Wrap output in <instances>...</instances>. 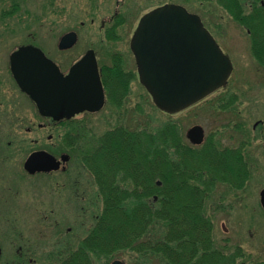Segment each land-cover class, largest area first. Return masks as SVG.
<instances>
[{"label": "rangeland", "instance_id": "obj_1", "mask_svg": "<svg viewBox=\"0 0 264 264\" xmlns=\"http://www.w3.org/2000/svg\"><path fill=\"white\" fill-rule=\"evenodd\" d=\"M115 1L0 0L1 89L6 86L10 54L25 44L31 43L40 49L62 72L90 50L96 53L101 65L109 64L113 53H121L133 76L121 107L107 102L100 114L76 117L75 124L66 127L79 131L83 146H92V137L114 126L151 133L167 123H175L182 136L189 128L200 125L205 137L221 148L239 147L242 133L238 132V125L251 128L256 119L263 117L264 105V70L254 67L247 46L248 27L236 22L217 0H121L119 10L126 13L125 23L110 40L101 27V20L112 14ZM238 1L246 17L255 15L260 1L264 3V0ZM165 4L180 5L198 15L233 64V72L224 88L173 116L153 105L138 81L129 50L130 38L140 18ZM71 31L78 36L77 45L60 51L57 48L60 35ZM19 104L21 117L15 136L0 135V264H58L69 251L81 245L100 214L101 199L78 157L72 158L70 163L72 173L75 163L78 164V180L74 182L66 181L65 177L69 176L59 173L32 177L24 172L23 162L33 150L46 149L57 156L65 127L51 123L40 131L38 124L46 121L39 116L36 107ZM27 126L32 127L29 134L25 130ZM249 137L244 146L250 170L248 181L238 189L217 184L206 204L215 245L228 254L238 248L242 253L238 264L264 261V212L259 204V192L264 187V152L260 151L256 158ZM11 139L13 144L9 145ZM142 144L144 148V142ZM75 181L78 196L74 194ZM92 259L95 264H111L114 260L124 264H163L158 257L138 256L131 251Z\"/></svg>", "mask_w": 264, "mask_h": 264}, {"label": "trees", "instance_id": "obj_2", "mask_svg": "<svg viewBox=\"0 0 264 264\" xmlns=\"http://www.w3.org/2000/svg\"><path fill=\"white\" fill-rule=\"evenodd\" d=\"M217 1L251 32H264V17L251 26L253 14L244 16L238 0ZM115 142L102 141L97 157L92 147L82 148L81 161L98 184L102 207L81 245L58 264H95L92 257L128 251L158 257L163 264H238L242 255L238 248L228 254L215 245L206 211L217 183L243 186L245 179L241 184L235 181L236 157L229 153L230 157H223L213 148L185 146L172 123L151 133L131 132L128 143ZM117 170L129 187L116 185Z\"/></svg>", "mask_w": 264, "mask_h": 264}, {"label": "water", "instance_id": "obj_3", "mask_svg": "<svg viewBox=\"0 0 264 264\" xmlns=\"http://www.w3.org/2000/svg\"><path fill=\"white\" fill-rule=\"evenodd\" d=\"M130 50L141 84L154 106L167 114L181 112L224 87L232 72L230 59L200 17L180 5L166 4L146 13L131 38ZM10 66L15 81L43 117L71 118L102 106L103 91L93 51L74 64L66 76L33 46L14 52ZM187 137L200 144L202 128L194 126ZM61 161L46 151H36L27 157L23 169L30 175L49 173L57 171ZM261 204L264 207V190ZM111 264L123 263L114 260Z\"/></svg>", "mask_w": 264, "mask_h": 264}, {"label": "flooded vegetation", "instance_id": "obj_4", "mask_svg": "<svg viewBox=\"0 0 264 264\" xmlns=\"http://www.w3.org/2000/svg\"><path fill=\"white\" fill-rule=\"evenodd\" d=\"M120 3H122L121 0H116L115 1V8H114L112 14L101 20V27L105 30V34L109 39L114 38V37H112V34L125 23V17H126L125 14L126 13L123 10L122 11L119 10ZM259 4H260V7L258 6L259 10L255 13V15L253 14L254 17L252 16V18H251L252 22H255L257 24L260 23L261 22L260 19L262 17H264V3H263V1H260ZM239 23H241V22H239ZM81 24H83V23L81 22ZM241 25H242V23H241ZM71 34H74L73 37L71 36ZM246 36L248 39L247 46L249 47V53H250V56L253 60L254 65H255L254 66L255 69H258V70L263 69L264 70V32H254L253 33L250 31V29L247 28L246 29ZM212 37L214 38L216 43L219 45L220 42H218V40L214 37V35H212ZM110 40H113V39H110ZM130 41H131V38H130ZM130 41H129V50H130ZM77 43H78L77 34L73 31L66 32V33H63L60 35V37L58 39V43H57V48L60 51H68V50H71L72 48H74L77 45ZM27 46H34V45L29 43V44H25L23 46H19L15 50H13L9 56V65L7 66V71H6V74H7L6 75L7 80L5 82L6 86L4 89H1V87H0V126H1L0 135H4V136L11 135V137L15 136L14 130L17 131L18 126H19V121H20L19 119L21 117L19 115L20 114L19 102L21 103L22 106H25V107L30 106V104H31V108L36 107L33 100L30 98V96L28 94H26L25 92H23L21 90V88L19 87L18 83L15 81L13 73L11 71V67H10L11 55L14 52L18 51L20 48L27 47ZM219 47H220V45H219ZM242 47H244L243 44H242ZM130 52H131V50H130ZM93 53H94V56L96 59L98 77H99L100 84H101L102 91H103L102 106L98 111H95V112L85 111V112L79 113L78 115H75L74 117L69 118V119L61 118L58 120H52L51 118H45V117H42L41 115H39L43 118L44 121H46L45 124H38V129L40 131L48 128V126L51 123L62 124L61 126L65 127L63 137H62V146H61V150L57 154V156H55L54 154H51L46 149L33 150L29 153V155L33 152H36V151H46V152L50 153L56 160L61 161L62 158H66V159H65V161H61L60 168L57 171H53L50 173H37L35 175H32V177L38 176V175L50 176V175H55V174L59 173V174H62L64 176H66V175L69 176V177H65L66 181L70 180V182L71 181L74 182V180H78V176H77L78 164L75 163V165L73 167L74 170L72 173L71 167H70V163H71L72 158L76 159L78 157L80 159L81 165L87 170L86 164H84V162L81 161V153H82V148L84 146L92 147L94 150L93 153H94L95 157H97L98 152L100 151L99 150L100 143L104 140H107L110 144L114 143L115 141H116L115 143H117V142L118 143H122V142L128 143V139H129L131 131L129 129H127L126 127H124L123 125L114 126L110 129L102 132L101 134L92 137V139H93V143H92L93 145L92 146L90 144H84V146L81 144L83 136H81L79 134V131L77 129L66 128V127H69V125L75 124L73 122H74L76 117L85 116V115H98V114H100L104 110L107 102L110 103L111 105L116 106V107H121L122 103L124 102V100L126 98L128 91H129V86L131 85L133 76H132V73H131L130 69L128 68L127 64H125L123 54L113 53L112 57L110 58L111 60L108 62L109 64L101 65L99 63V60H98L96 53L95 52H93ZM223 53H225V52L223 51ZM131 54H132V52H131ZM84 56L85 55H83L80 58H78L77 60H75L66 72H62V70L58 66L60 71L63 73V75L66 76L69 73L70 68L75 63L80 61ZM132 56H133V54H132ZM48 59H50V58H48ZM230 60L232 62L231 58H230ZM133 61H134L138 81L140 83L138 71H137V65H136L134 56H133ZM140 85L143 87V85L141 83H140ZM0 86H1V82H0ZM219 90H221V89H219ZM219 90H217L216 92H218ZM216 92H214L213 94H215ZM213 94H211V95H213ZM210 96H208V97H210ZM230 101H232V99ZM221 106H223V105H221ZM31 113H33V112H30L29 114H31ZM177 114H179V113H176L173 115H177ZM172 124L176 127V129L178 131L177 124H175V123H172ZM32 125H33V123H32ZM195 126H200V125H195ZM193 127H191V128H193ZM191 128H189V129H191ZM189 129L186 131L185 136H182V134L178 131L179 135L181 136L182 143L191 149H199L201 147H205L208 149L213 148V149H216L217 151L222 152V154L224 155L223 157H230V155L236 157V163L238 164V167H237L238 173H237L235 181L238 184H241L243 179H245L244 184H243V185H245V183L248 181L249 175H250L249 174V172H250L249 164L247 163L246 158H245V154H244V150H245L244 146L247 145L248 136H250L249 138L251 139V144L253 147L252 148L253 153L256 154L255 157L258 158L260 156V151L264 152V105H263V117L256 119L253 122V124L251 125V128L248 129L246 127L244 129V125H242L241 123L238 125V132L240 131L242 133L240 136V137H242V140H240L239 147H237V148H221L219 145H216L215 142L213 143L211 139H207L205 137V132H204L203 128H202V130H203L202 142L200 144H193L187 137V133H188ZM25 130L29 134L32 131V127L27 126L25 128ZM133 133H138V132H133ZM50 139H51V136H48L47 140H50ZM117 139H118V141H117ZM12 144H13V141L11 139V142L9 145H12ZM228 153L230 155H228ZM23 164H24V162H23ZM120 164H121V162H120ZM93 165H94V168L97 169V168H99L100 162L96 161V162H94ZM117 165L118 164H116L115 168H119ZM256 165H258L257 168H259L260 165L259 164H256ZM251 166H254V164H251ZM87 172L89 173L88 170H87ZM71 175H73V176L71 177ZM28 176H30V175H28ZM90 176H91V178L93 180V184L96 188L97 196L100 197L98 184H97L94 176L92 174ZM113 177L115 179L116 185L119 186L120 189L129 187L130 182L123 179V172L122 171L117 170V173L115 175H113ZM76 183H77V181H75V192H74V194H75V196H78L79 195V188L77 187L78 184H76ZM217 184H225V183H217ZM217 184H216V186H217ZM157 185L158 186L161 185L160 181H157ZM64 186H66V185H64ZM235 189H238V188H235ZM263 190H264V187L259 192V204H260L261 209L264 212V207L261 204V192ZM153 199H154V201H156L158 198H157V196H154Z\"/></svg>", "mask_w": 264, "mask_h": 264}]
</instances>
